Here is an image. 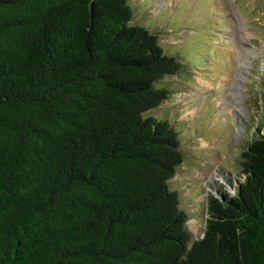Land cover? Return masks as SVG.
I'll return each mask as SVG.
<instances>
[{
  "label": "trees",
  "instance_id": "1",
  "mask_svg": "<svg viewBox=\"0 0 264 264\" xmlns=\"http://www.w3.org/2000/svg\"><path fill=\"white\" fill-rule=\"evenodd\" d=\"M131 21L129 0H0V264H264V113L192 239L179 134L147 112L182 65Z\"/></svg>",
  "mask_w": 264,
  "mask_h": 264
},
{
  "label": "rangeland",
  "instance_id": "2",
  "mask_svg": "<svg viewBox=\"0 0 264 264\" xmlns=\"http://www.w3.org/2000/svg\"><path fill=\"white\" fill-rule=\"evenodd\" d=\"M129 2L131 23L155 33L164 53L182 65L184 74L158 82L169 87V98L147 112L179 134L184 159L170 186L189 216L192 239L200 238L207 197L233 194L245 177L242 151L263 128L264 0Z\"/></svg>",
  "mask_w": 264,
  "mask_h": 264
},
{
  "label": "bare ground",
  "instance_id": "3",
  "mask_svg": "<svg viewBox=\"0 0 264 264\" xmlns=\"http://www.w3.org/2000/svg\"><path fill=\"white\" fill-rule=\"evenodd\" d=\"M229 74V73H228ZM223 75H225V74H223ZM227 76V75H226ZM231 77V76H230ZM226 78V77H225ZM229 79V78H228ZM199 80V79H198ZM206 82H207V80H206ZM204 83V82H203ZM206 84H208V83H206ZM234 84V83H233ZM211 85V84H210ZM232 96V95H231ZM178 99V98H177ZM222 103V102H221ZM188 105V104H187ZM227 106V105H226ZM192 110V109H191ZM189 112V111H188ZM203 144H204V142H203ZM213 145V144H212ZM207 146V145H206Z\"/></svg>",
  "mask_w": 264,
  "mask_h": 264
}]
</instances>
